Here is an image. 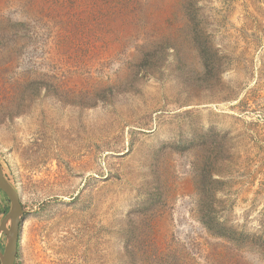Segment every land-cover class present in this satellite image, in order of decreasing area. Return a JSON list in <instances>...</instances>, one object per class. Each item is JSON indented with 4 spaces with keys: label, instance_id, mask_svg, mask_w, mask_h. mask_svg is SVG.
<instances>
[{
    "label": "rangeland",
    "instance_id": "rangeland-1",
    "mask_svg": "<svg viewBox=\"0 0 264 264\" xmlns=\"http://www.w3.org/2000/svg\"><path fill=\"white\" fill-rule=\"evenodd\" d=\"M0 166L14 264H264V0H0Z\"/></svg>",
    "mask_w": 264,
    "mask_h": 264
},
{
    "label": "water",
    "instance_id": "water-1",
    "mask_svg": "<svg viewBox=\"0 0 264 264\" xmlns=\"http://www.w3.org/2000/svg\"><path fill=\"white\" fill-rule=\"evenodd\" d=\"M0 189L7 195L10 206L0 220V232L5 234V245L0 252V264H14L18 242L20 220L23 214L20 197L15 188L7 181L0 166Z\"/></svg>",
    "mask_w": 264,
    "mask_h": 264
},
{
    "label": "bare ground",
    "instance_id": "bare-ground-1",
    "mask_svg": "<svg viewBox=\"0 0 264 264\" xmlns=\"http://www.w3.org/2000/svg\"><path fill=\"white\" fill-rule=\"evenodd\" d=\"M42 228H43V225H40V227H39V232H41V230H42ZM36 247H37V249H36V262L34 263V264H38V262H41V257L40 256H44L45 254L43 253V249H44V247L45 246H39V245H36Z\"/></svg>",
    "mask_w": 264,
    "mask_h": 264
},
{
    "label": "trees",
    "instance_id": "trees-1",
    "mask_svg": "<svg viewBox=\"0 0 264 264\" xmlns=\"http://www.w3.org/2000/svg\"><path fill=\"white\" fill-rule=\"evenodd\" d=\"M4 210L0 211V213H2Z\"/></svg>",
    "mask_w": 264,
    "mask_h": 264
}]
</instances>
